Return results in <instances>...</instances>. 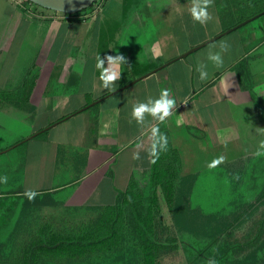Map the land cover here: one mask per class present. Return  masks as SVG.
<instances>
[{
  "label": "crops",
  "instance_id": "0c3cea01",
  "mask_svg": "<svg viewBox=\"0 0 264 264\" xmlns=\"http://www.w3.org/2000/svg\"><path fill=\"white\" fill-rule=\"evenodd\" d=\"M113 1L106 0L97 16L70 18L56 12L29 14L14 0H0V113H12L16 121L24 113L31 122L15 146L0 153V167L20 161L18 146L51 144L53 178L63 181L39 192H81L89 203L112 206L133 179L150 176V137L158 127L183 161L182 181L198 179L204 157L199 153L217 156L235 144L223 169L236 163V178L253 170V179L262 178L264 155L257 152H264V15L177 58L242 18L256 16L264 0H214L208 9L213 19L205 26L193 21L191 0H116L117 10L110 6ZM225 42L230 47L217 69L207 55ZM98 55L105 67L109 55L125 58L112 91L102 87ZM200 62L208 66L203 82L196 71ZM162 89H170L175 100L172 115L164 123L146 115L138 125L131 116L133 105L158 99ZM84 111L93 116L82 118ZM82 125L80 134L72 132ZM45 129L46 136H40ZM67 131L75 137L64 138ZM64 146L73 150L59 159ZM134 153L140 158L133 159ZM44 155L35 151L31 165L45 167ZM248 186L257 189L255 183ZM10 228H0V242Z\"/></svg>",
  "mask_w": 264,
  "mask_h": 264
},
{
  "label": "rangeland",
  "instance_id": "374dc122",
  "mask_svg": "<svg viewBox=\"0 0 264 264\" xmlns=\"http://www.w3.org/2000/svg\"><path fill=\"white\" fill-rule=\"evenodd\" d=\"M119 4L116 0L110 2L115 10ZM95 5L96 9L102 10L95 14L97 16L104 12L106 0H99ZM34 10L43 14L52 12L38 6ZM15 74L20 75V71ZM11 114L0 113V153L13 148L31 124L24 113L17 115L18 121ZM90 116H93V112L84 111L82 118ZM81 127L74 128L72 132L80 134L84 130L83 125ZM72 132L67 131L64 138L73 137ZM73 141L70 142L74 148ZM18 147L20 161L11 160L10 166L4 163L5 166L0 167L1 180L7 177L6 183L1 182L0 192L21 195L0 204L1 226L12 225L0 242V264H142L140 249L144 247V241L139 237L150 242L156 264H209V261H215V264H264V193L261 194L264 175L260 179H253V170L247 177L241 172V177L236 178V163L227 164L225 170L223 162L214 168L208 167L220 156L226 160L234 155L236 144L221 148L217 156L199 153L204 157L198 179L182 181L183 161L168 143L169 173L174 179L177 178L172 202L165 197L166 187L154 182L151 171L147 179H133L130 182L126 189L130 193V201L118 207L113 205L110 212L112 219L108 222L105 221L109 212L107 206L85 201L81 192L76 195L73 191L39 192L63 181L53 178L51 144L43 145V149L35 144ZM73 148L60 147L58 158L62 159V155ZM37 150L46 152V163L42 169L37 163L31 165L30 162ZM25 166H28L27 170ZM57 174L60 175V171ZM179 179L187 184L181 186ZM194 183L195 186H192ZM252 183L257 185V189L248 186ZM27 190L38 193L33 201L24 195ZM254 191L260 193L254 195ZM14 199L17 203L12 206ZM102 226L106 228L102 230ZM107 228L113 229L117 235L113 238L110 234L104 235ZM59 238L72 241L86 239L88 243L113 239L115 245L108 250L101 246L85 257L75 259L53 249L58 243L55 240ZM43 244L53 251H48L49 248L43 250Z\"/></svg>",
  "mask_w": 264,
  "mask_h": 264
},
{
  "label": "clouds",
  "instance_id": "9594fccd",
  "mask_svg": "<svg viewBox=\"0 0 264 264\" xmlns=\"http://www.w3.org/2000/svg\"><path fill=\"white\" fill-rule=\"evenodd\" d=\"M214 0H191V7L189 9L191 17L194 22H198L202 26H205L209 21L213 19L208 9L213 5ZM229 45L221 43L219 45V51H210L207 55V60L210 61L217 69L223 66V53L227 52ZM107 67H105V60L101 59V56H97L96 68L100 70L99 79L102 82V87L109 91L114 90L115 82L120 79L121 73L118 71V65L126 62L122 55L107 56ZM207 64L200 62L197 65L196 71L199 73V80L206 81L208 79ZM171 90L162 89L158 99H149L147 102H138L133 105L132 119H134L138 125L145 123L146 115L150 116L153 120L159 123H164L167 118L172 115L173 109L176 107L175 100L170 98ZM152 143L148 150L150 162L155 164L159 159L161 152L167 151L168 139L167 136L159 132L158 127L152 128V135L150 137ZM261 149H264V141L261 142ZM257 155H264V152L258 151ZM139 154L134 153L133 159H139ZM224 157L220 156L214 159L209 165V168H214L224 161ZM0 182L6 183L7 177H3ZM24 195L29 201H33L38 195L33 190H27ZM209 264H215V261H209Z\"/></svg>",
  "mask_w": 264,
  "mask_h": 264
},
{
  "label": "trees",
  "instance_id": "16d2710c",
  "mask_svg": "<svg viewBox=\"0 0 264 264\" xmlns=\"http://www.w3.org/2000/svg\"><path fill=\"white\" fill-rule=\"evenodd\" d=\"M85 12L87 13L88 10L83 11V12H81L79 14H76V15H67V14H62V13H58V14H61V15L66 16V17H70V18L72 17L73 18V17H78L80 15L86 14ZM260 13L261 12H258L257 15H259ZM256 16H254V17H256ZM250 18L251 17L242 18L241 20H239V22L235 26H237L238 24H241L243 22L248 21V19H250ZM46 132H47L46 129L42 130V131L39 132V135L41 136V135H43ZM172 151L174 153L178 154L177 151H175V150H172ZM167 157H168V147H167V151L160 153L159 159L156 161V163L152 164L151 171L153 173L152 178H154L153 179L154 182L159 184V185H161L162 187H166L165 188V192H166V196L165 197L171 203L172 199H174L173 191H174V188H175V185H176L177 178L174 179L175 177L170 176L169 170L171 168V162H169L167 160ZM178 157H179V154H178ZM173 180H175V181H173ZM129 195H130V193L127 190L125 192L119 193L118 196H117V201H116L115 205H117V207H118V206H121L122 203L126 204V202H129L130 201ZM20 196L21 195H19V194L16 195V194H11V193H2V194H0V204L4 203L3 201H5L7 199H13V197L18 198ZM16 201L17 200L14 199V203L12 204V206L15 205ZM114 206L112 205V206H107L106 207L109 210V212L107 213V217L105 218L106 222L111 221L112 218H110L111 217L110 216V212L113 211L112 207H114ZM114 220L115 219H113V221ZM3 227H7V226H1V224H0V228H3ZM105 228H106V226L105 227L102 226V230H104ZM108 234H110L111 238H113V237H115L117 235L116 232H113V229H111V228L110 229L107 228V233H104V235H108ZM139 239L140 240L142 239V241H144V243L142 244V246L144 245V247H142L140 249L141 252H142V256H143L142 264H156L154 262V255L152 253V248L150 246V242H148L147 240H145L144 238H141V237H139ZM112 240L113 239H108V240L104 239L103 241L101 240V241H99L97 243L96 242L95 243L94 242L88 243V242H86V239L78 238L77 240L72 241L70 239L59 238V240H55V241H58V243H57V245H55V247L53 249H58L59 250L58 252H60V253H62V252L64 253L65 252V253L69 254L70 257H73V258L76 259V258L85 257L87 254H89V252L94 251L95 249H97V248H99L101 246L105 247V249H107V250L111 249V247L113 245H115V242L112 241ZM55 241H53V243L52 242L51 243L54 244ZM45 245L46 244H43L42 249L43 250H48L49 247L47 248V247H45ZM49 249L50 250H48V251H53V249H51V248H49Z\"/></svg>",
  "mask_w": 264,
  "mask_h": 264
},
{
  "label": "water",
  "instance_id": "95a60500",
  "mask_svg": "<svg viewBox=\"0 0 264 264\" xmlns=\"http://www.w3.org/2000/svg\"><path fill=\"white\" fill-rule=\"evenodd\" d=\"M28 1L30 3L36 5V6L40 7V8L50 10L52 12L62 13V14H67V15H76V14H79L83 11L89 10L98 0H28ZM263 15H264V12L260 13L256 17H254V18H252L246 22L238 24L237 26L225 31L221 35L201 44L200 46H198L196 48H193L192 50H190L189 52H187L186 54L182 55L181 57H179L177 59L186 58L188 55L196 52L197 50L201 49L202 47H205L206 45L216 41L221 36L229 34L233 31L245 26L247 23H250L257 18L262 17ZM176 60H174V61H176ZM134 83L135 82H133L132 84H134Z\"/></svg>",
  "mask_w": 264,
  "mask_h": 264
},
{
  "label": "built area",
  "instance_id": "2783aa9c",
  "mask_svg": "<svg viewBox=\"0 0 264 264\" xmlns=\"http://www.w3.org/2000/svg\"><path fill=\"white\" fill-rule=\"evenodd\" d=\"M14 2L20 7V8H22V9H24L25 10V12H27V13H29V14H31V13H33V11L35 12V8H36V5H34V4H32V3H30L28 0H14ZM98 3V2H97ZM100 3V2H99ZM27 4V5H26ZM96 4V3H95ZM93 5L90 9H89V13H88V15H90L91 13H93L94 15L95 14H98L99 12H101L102 10H101V8L100 9H96L95 7L97 6V5ZM33 6H35V8L33 7Z\"/></svg>",
  "mask_w": 264,
  "mask_h": 264
}]
</instances>
